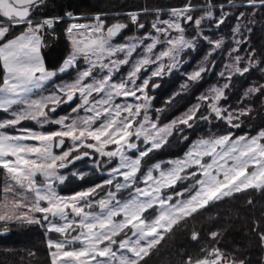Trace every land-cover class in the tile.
Listing matches in <instances>:
<instances>
[{
	"label": "snow or ice",
	"instance_id": "1",
	"mask_svg": "<svg viewBox=\"0 0 264 264\" xmlns=\"http://www.w3.org/2000/svg\"><path fill=\"white\" fill-rule=\"evenodd\" d=\"M46 3L0 0V112L9 117L0 120V227L35 224L45 229L46 237L56 234L58 239L46 240L50 264H145L165 236L200 210L236 193L264 192V129L254 136L209 131L191 142L182 157L145 167V158L167 145L170 137L188 140L186 129L201 122L210 126L223 122L235 129L242 117L250 115V108H231L222 101L228 98L233 77L254 70L264 73V60L255 49L240 54L247 43L245 31L251 32L253 17L264 11V0H231V7L251 12H239L232 29L234 46L218 74L224 83L209 87L196 104L164 125L150 116V82L178 69L184 54L200 41L210 45L209 51L182 87L214 70L212 57L224 49L225 38L206 35L204 22H214L217 29L223 25L231 15L224 5L213 0L194 5L188 0L169 9L167 19H161L163 10L145 8L127 13L126 22L109 24L101 14L89 23L78 22L83 18L70 11L64 16H42ZM147 14L156 17L149 30L117 42L130 24L144 30L140 16ZM65 18L73 21L64 30L70 51L58 69L49 70L42 48ZM189 27L196 33L190 37ZM124 67L126 74L121 73ZM70 69L76 72L75 79L49 91V83ZM142 72L148 73L143 79ZM256 95L264 96V83H252L240 103ZM74 99L79 103L68 115L51 117L57 107ZM25 121L36 122L41 130L19 128ZM48 124L57 129L43 131ZM84 157L93 159L94 168L107 179L86 190L61 194L58 188L66 179L61 169ZM178 184L185 186L177 190ZM259 235L264 244V233ZM218 236L209 233L211 240ZM191 239L198 241L199 233L193 231ZM200 251L203 256L190 255L183 264H246L219 247Z\"/></svg>",
	"mask_w": 264,
	"mask_h": 264
},
{
	"label": "trees",
	"instance_id": "2",
	"mask_svg": "<svg viewBox=\"0 0 264 264\" xmlns=\"http://www.w3.org/2000/svg\"><path fill=\"white\" fill-rule=\"evenodd\" d=\"M187 2L188 0H47L46 6L42 9V16H64L66 12L70 11L75 16L83 18L80 21H91L92 17L101 14L102 19L110 24L116 20L126 22L127 13L141 12L147 8L149 10H163L161 19H165L169 9L182 7ZM191 2L194 5H201L205 3V0H191ZM241 2L242 0H235V3ZM213 3L217 6L224 5V10L230 12L231 15L218 29L213 26L214 22H204V32L214 39L223 36L225 38L224 49L212 57L215 61L214 70L204 74L203 79L199 82H189L187 88L182 86L187 82L188 75L204 62L205 55L209 51L210 45L206 41H200L195 50L187 51L178 69H174L161 77L152 78L148 90L152 97L151 115L154 119L158 117L161 125L186 112L198 102L197 98L205 93L209 87L224 83L218 74L229 60L228 50L234 46L231 39L232 29L238 23L239 12L245 11L246 15H250L251 10L233 8L231 7V0H213ZM195 15H200V13H195ZM216 15H219V7H217ZM155 18L152 14L141 15L140 20L145 23L146 28L137 31L135 26L130 24L129 28L116 38L117 42H124L125 37L142 35L144 31L149 30V22ZM253 21L249 25L251 32L242 28V31H245L247 43L241 46L240 54L243 55L247 49H255L256 56L264 60V11L257 12ZM71 22L73 21L65 18L57 23L54 33L45 39L46 46L42 48V54L48 69H58L69 54L70 42L64 30ZM246 22V20L241 21V23ZM21 30L22 27L16 28L13 30V34ZM195 34L194 28H187V36L190 37ZM75 75L76 72L70 69L68 72L55 77L54 84L65 79H72ZM146 75L148 73H141V76ZM2 76L3 71L0 68V77ZM254 82L264 83V73L254 70L244 77H233L232 87L226 91L228 98L226 101H222L225 105H230L231 108L248 107L252 110L249 116L242 117L239 128L230 129L223 122H215L211 126L201 122L195 125L193 129L185 130V134L188 135L186 141H182L175 135L170 137L167 145L151 154L150 158H145V167L157 161L182 157L191 142L201 136H206L209 131L217 134L232 131L235 136L246 133L254 136L261 129H264V96L256 95L240 103L245 90ZM153 83L159 86L153 88ZM52 85L53 83L50 82L49 86ZM77 103L78 99H74L72 102L62 104L57 107L55 113L51 114V117L54 119L70 113ZM6 118L8 115L0 112V120ZM18 127L39 128L34 121H25ZM54 127L53 125H45L43 130H53ZM68 146L69 142L67 141L65 148ZM84 150L81 149V151ZM61 171L67 173L64 184L58 188V191L64 195L89 189L107 179L106 174L102 175L101 171L94 168L93 159L88 157L74 162ZM81 175H83V179L80 178ZM2 180L3 173L0 172V182ZM190 181H186L185 184H190ZM184 186L178 184L177 190H181ZM249 200L252 202L249 203ZM193 231L199 233L198 241L191 239ZM211 232L219 233L216 240L209 238ZM260 233H264V192L248 190L236 193L232 197L216 202L214 205L210 204L206 209L194 214L185 223L176 226L173 232L165 236L161 244L145 258V264H183L184 259L190 255L193 257L203 256L200 250L205 247H219L226 254L245 260L246 264H264V244L261 242ZM49 237L59 238L56 234L51 233L46 237L45 229L35 224L9 223L6 228L0 227V264H50L49 249L46 243ZM30 253L35 255H30Z\"/></svg>",
	"mask_w": 264,
	"mask_h": 264
},
{
	"label": "rangeland",
	"instance_id": "3",
	"mask_svg": "<svg viewBox=\"0 0 264 264\" xmlns=\"http://www.w3.org/2000/svg\"><path fill=\"white\" fill-rule=\"evenodd\" d=\"M132 13V12H131ZM96 16V15H95ZM76 17H79V16H76ZM168 18V17H167ZM167 18H165V19H167ZM78 22H84V23H89V22H91V21H78ZM22 31V30H21ZM20 32V31H19ZM62 65V64H61ZM152 67H154V66H152ZM52 70H56V69H52ZM127 71H128V68L127 67H124V68H122L121 69V73L122 74H126L127 73ZM147 76V75H146ZM75 77H76V75H75ZM75 77L74 78H72V79H65V80H62V81H60V82H57V83H55V84H61L62 82H70V81H72V80H74L75 79ZM145 76H141V78L143 79ZM137 83H139V81H137ZM55 84H53L52 86H49V91H52V90H54V86H55ZM148 95L151 97V95L149 94V91H148ZM152 98V97H151ZM151 101H152V99H151ZM78 103H79V100H78ZM152 106V105H151ZM69 113H67V114H64V115H61V116H59V117H62V116H65V115H68ZM150 116L152 117V115H151V109H150ZM59 117H57V118H59ZM179 117V116H178ZM9 118V117H8ZM7 119V118H6ZM54 119H56V118H54ZM152 119H154L153 117H152ZM155 120V119H154ZM167 124V123H166ZM48 125H53V126H55L54 127V129L53 130H43V131H54V130H56L57 129V126L56 125H54V124H48ZM164 125V124H163ZM27 129H33V128H27ZM34 130H41L40 128H38V129H34ZM66 169V168H65ZM61 174L62 175H64L65 177H66V174L67 173H64V172H62L61 171ZM189 183H192V181H190ZM49 238H51V239H53V240H56V239H58V238H52V237H49Z\"/></svg>",
	"mask_w": 264,
	"mask_h": 264
},
{
	"label": "water",
	"instance_id": "4",
	"mask_svg": "<svg viewBox=\"0 0 264 264\" xmlns=\"http://www.w3.org/2000/svg\"><path fill=\"white\" fill-rule=\"evenodd\" d=\"M66 144H67V140H66L65 146H66ZM65 146H64V147H65ZM75 162H76V161H75ZM70 165H71V164H70Z\"/></svg>",
	"mask_w": 264,
	"mask_h": 264
},
{
	"label": "crops",
	"instance_id": "5",
	"mask_svg": "<svg viewBox=\"0 0 264 264\" xmlns=\"http://www.w3.org/2000/svg\"><path fill=\"white\" fill-rule=\"evenodd\" d=\"M42 56H43V54H42ZM49 70H51V69H49Z\"/></svg>",
	"mask_w": 264,
	"mask_h": 264
}]
</instances>
